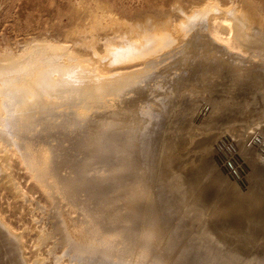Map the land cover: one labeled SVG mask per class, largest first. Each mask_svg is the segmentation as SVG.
<instances>
[{
	"label": "bare ground",
	"instance_id": "1",
	"mask_svg": "<svg viewBox=\"0 0 264 264\" xmlns=\"http://www.w3.org/2000/svg\"><path fill=\"white\" fill-rule=\"evenodd\" d=\"M97 5L100 14L92 16L89 27L69 32L67 37L74 41L71 44L51 39L33 40L20 53L9 56L4 55L5 51L3 55L0 53V178L9 177L4 185L16 200L29 203L33 212L38 209L46 214L43 205L35 207V201L31 203L13 175L18 164L44 195L52 197L50 191H56L67 200L64 206L69 211L54 216L51 230L44 220L40 225V220L32 217L31 230L42 237L32 243L34 256L39 258L37 264H156L150 258L160 253L151 244L162 239L153 229L133 236L136 232H126L122 225L110 228L108 223L119 214L117 211V215L103 217L104 207H88L86 202H77L71 193L67 196L65 190L75 179L92 178L95 150L87 154L79 146L78 152L90 158L65 163L64 152L70 153L76 148L70 144L71 140L68 144L60 135L73 137L78 124L90 117L95 123L84 134V143L93 142L98 146L105 140H99L98 133L115 126L119 118L133 120L132 109L142 97L126 98L127 91L138 88L148 73L159 68L162 63L155 65V60L171 53H175L174 61L181 59V67L189 66L197 55L201 62L190 66L204 71L199 74L201 99L194 100L188 93L179 94L184 111H173L171 115L184 118L185 122L179 123L177 119L158 159L161 204L166 214L176 221L173 229L180 238L171 247L181 244L182 253L191 259V264H264V208L255 209L264 206V0H229L221 4L207 0L201 9L190 13L177 6L183 16L178 25L153 17L146 21L120 22L108 5L100 1ZM79 7L88 10L84 3ZM213 12L220 16L210 19ZM103 34L106 39L101 37ZM195 39L203 49L197 54L193 51ZM184 40L187 42L181 46ZM99 46L104 48L103 52ZM160 70L172 77L173 89L183 84L179 83L178 66H162ZM193 87L190 91L197 97ZM196 101L198 104L194 106ZM67 105L75 108V116L60 119L65 112L58 110ZM113 109H118L121 116L116 115L118 112L114 114ZM144 112L150 113L149 108ZM148 119L146 122L150 123ZM62 126L63 133L55 132ZM144 130L143 125L142 133ZM213 131H217V137L232 143L227 150L232 149L233 153L218 161L204 159V155L213 153L212 146L203 151L197 149ZM132 138L134 141L135 137ZM68 168L88 172L86 176L80 174V178L62 176L60 172ZM251 195H257L254 201H248ZM74 214L78 217L74 218ZM1 215L0 264H28L23 238ZM127 224H131L129 220L124 223ZM45 235L54 239L52 244L47 243ZM141 237L139 242L134 240ZM111 256H118L119 261L112 262ZM129 256L132 259L127 261Z\"/></svg>",
	"mask_w": 264,
	"mask_h": 264
},
{
	"label": "rangeland",
	"instance_id": "2",
	"mask_svg": "<svg viewBox=\"0 0 264 264\" xmlns=\"http://www.w3.org/2000/svg\"><path fill=\"white\" fill-rule=\"evenodd\" d=\"M98 1L108 5L109 10L114 14L115 17L119 19L120 22L146 21L147 18L153 17L162 21H171L173 25H178L183 21V16L181 14V11L179 12L177 10V6H180L183 10L189 11L190 13L191 11L194 12L198 11L199 9L202 8V5H205V2H207V0H0L1 55H3L2 51L7 52L4 53V55L7 56L20 53L25 48V46H27L29 43H32L33 40L51 39L54 41H58L60 43L71 44L74 41L72 40V38L67 37L69 32L73 31L76 28L89 27L90 22L92 20V16L100 14V9L99 6L97 5ZM217 1L219 2V4H221L222 2L226 3L229 0H217ZM255 1H260V0H255ZM81 3H84L85 5L88 6L87 11L85 9H80L79 5ZM219 16L220 14L213 12L209 15V18L214 19ZM184 32L186 33V31ZM194 33H196V29H194ZM101 37L106 39L104 34L101 35ZM186 42L187 40H184L181 42L180 45L182 46ZM193 47H194L193 51L195 54L200 53L203 50L201 49V44L196 42V39L193 44ZM99 48L102 52L104 51L103 47L99 46ZM174 55L175 53L165 54L162 55L157 60H155L156 61V62L154 61L155 65L162 63L161 65H159L158 68L159 70L158 69L152 70L150 72L151 74L148 73L145 79L142 80L143 83H141L138 88L132 87V89L130 88L127 91L126 98H132L133 95L134 97L137 95L142 97L141 102H138L139 104H137L132 109L134 116L133 120L128 121V120H124L123 118H119V122L115 123V126L113 125L111 128L104 129L103 131L98 133L99 136H97V138L99 140L105 139L104 141L103 140L100 141L98 146H96V144L93 142L86 143V145L84 143L86 140L84 138L85 137L84 134L87 133L89 129L93 128L95 123L94 119H91L90 117H85L78 124V127L75 129L76 130L74 133L75 135L73 137H70L68 139V137H66V134L60 135V138L64 137L66 140H68L67 141L68 144L69 141L71 140L72 142L70 141V144L72 145L73 148L75 147L77 149V150L71 149L73 153L64 152L65 156L63 155L64 156L63 160L65 163H72V162L79 163L82 159L88 160L90 158V155H87L88 152L91 150H95V154L93 155V162L96 161L94 166L95 170H93V172L90 174L92 178L89 180H78V181L77 179H75L76 181H73L69 185L71 189L68 187L67 190H65L67 196H69V193H71V195L75 197L77 202L79 203L86 202L88 207L91 206L104 207L103 208L104 215H101L103 217L104 216L112 217L113 213L116 214L115 212L117 211L119 214L118 215L116 214L117 216H113L112 217L113 221L111 223H108L110 224V228H112L115 225L117 226L122 225L126 232L127 231L136 232V234L135 235L133 234V236L140 234V231H149L153 229L158 234V236L161 237L160 239H162L161 242L159 243L156 242L151 244L152 249L155 251L157 250L160 253L159 256L150 258L156 264H191L192 263L191 259L186 254L182 253L183 249L181 244H179L180 246L177 245V247L175 248L171 247V244H176L177 241L180 242V238L178 237L177 233L174 232L173 229L176 221H173L166 214L164 210V205L161 204L162 199L159 195L157 176L160 168L159 161L161 157L160 153L163 142H165L168 138H170L171 134H173L172 132L174 129L172 128H175V124L178 119L176 117H173L171 114L173 111L174 112L184 111L185 106L184 103L182 102V99L179 98V94L188 93L190 96L193 97L194 100L196 98L201 99L202 94H200L199 92L201 90L202 83L199 82V77L201 74L204 73V71H201V69H199L198 67L190 66V64L198 65L201 62L199 61L200 57H198L197 55L195 56V58L191 60L189 66L186 67H181L179 63L181 59L174 61L173 58ZM162 59H163L162 62L159 61ZM162 66L179 67V71L177 73L178 76L180 77L179 83L183 82V84L180 86H176V90L170 86V80L172 77L168 76V74L166 73L161 72L160 68ZM192 85L195 86V88L193 87L194 88L193 91L198 93L197 97L193 96L192 92L190 91L192 89ZM149 88L151 90H149ZM142 89L144 91H142ZM160 90L162 91V93ZM152 93H154L155 95L154 94L151 95ZM150 97H152V100ZM148 102H150L149 103L150 105L148 104V106H146L145 104ZM196 102H194L196 104L193 103L194 106L198 104V101ZM142 104H144V106ZM151 106L154 107L157 106V107L151 108ZM71 107L73 106L67 105L58 110L59 113L65 112L64 115L60 117V119L69 118L72 117V115L75 116V114L73 113L75 112V108L74 107L71 108ZM147 107L149 108L150 113L153 112L152 113L153 118H152V114L150 115V113L147 112L149 114V116H147L148 114L144 112V111H148ZM69 108L71 109L72 112L70 111ZM52 110H54V108ZM117 110L118 109H113V113L115 114V112H118L116 113V115L118 114L120 115L119 111ZM141 113H145L144 115L146 118L144 117L143 114L141 115ZM154 118L156 119L154 120ZM195 118H200V117H195ZM60 119L58 121H60ZM147 119L148 121H150V123L146 122ZM178 120L179 123L185 122L184 118ZM92 123H93V127H92ZM148 123L150 125L147 126ZM143 125L145 128L144 130L145 132L143 131L142 133ZM129 127H131L132 129ZM146 127L149 130V132L148 131L146 132ZM63 128L64 127L62 126L55 132L61 131L63 133L64 132ZM109 129H113V130L110 131ZM213 132L212 134L210 133V135H208V140H206L204 144H200V146L197 149L201 148L203 151L204 149L208 148V146H212L213 153L212 154L210 153V155L208 154V156H206L207 154L204 155L205 156L204 159H215L216 161H218L221 157L230 156L233 153L232 149L227 150V146L232 143L228 139H222L220 137H217L218 135L217 131H213ZM128 133L131 135H129ZM125 134L129 136L127 137V135ZM130 137L131 138L133 137L134 139L133 138L132 139L134 141H131ZM216 137L219 138V141H217L218 139ZM108 139H110L111 142ZM127 139L129 140V142ZM114 141L117 142V144ZM124 141L126 142V144ZM216 141L217 144L219 143V148L217 147L218 146L217 144H214L216 143ZM79 146H82L83 150L87 152V154L86 153L81 154L80 152H78ZM107 146H109L110 148ZM132 146H134L135 148ZM84 154H86V157ZM103 161L104 162L107 161L106 164L103 163ZM128 162L130 163L128 164ZM96 167L97 168L99 167L98 170ZM67 170L61 171L60 174L64 177L71 176L78 178L80 174L85 175L88 172V170L85 169L80 171L78 169L76 170L74 168H68ZM13 175L20 183L22 188L25 190V192L28 194V196L31 198L32 200L31 203L35 201L34 202L35 207L37 204H41L44 206V208L47 211L46 214H44L43 211L38 209L34 210L33 212L32 211L33 209L30 208L29 203H25L22 199L16 200L10 189H8L4 185L6 184L5 181H8L9 177H6V179L0 178V214H2L1 216L4 217V219L8 223H10L12 227L15 229V231L20 233V236L23 238L22 245L24 249L25 260L28 261V264H37L39 258L34 256L35 245L33 246L32 243H34V241H37V239L41 237V235L40 234L38 235L37 232L31 230L33 225L32 217L35 216L37 220L39 219L40 225L43 223L44 220V223L47 225L48 229L51 226L50 228L51 230L53 229L51 224L53 221H55L54 216L63 211L69 212L68 207L64 206V204H66L65 201L67 202V200L62 199V196L58 194L56 191H50L52 197H47L46 195H44L42 193V190L39 187H37L33 181L28 180L25 171H23V169L20 166H18V164H15L14 166ZM257 180L255 179V181ZM263 180H264V176H263ZM256 196L257 195H251L248 196L249 198L250 197L251 198L250 199L247 198V199L248 201H254L253 198H256ZM127 200H131L132 203L127 204ZM263 208L264 206L261 205L255 207L256 210H260ZM73 217L74 218L78 217V215L74 214ZM128 220L129 223L131 224L124 225V223ZM45 238L47 240V243L50 242V244H52V241L54 239L52 237L50 238V235H45ZM41 239L42 237L39 239V241ZM134 240L139 242L142 240V237ZM185 242L186 240L183 241V243ZM131 243L134 242L131 241ZM46 252H48V250H46ZM116 257L111 256L109 259L112 262H118L119 258L118 256ZM127 258H126L127 261H130L132 259V257L130 256ZM0 261H1V255H0Z\"/></svg>",
	"mask_w": 264,
	"mask_h": 264
},
{
	"label": "water",
	"instance_id": "3",
	"mask_svg": "<svg viewBox=\"0 0 264 264\" xmlns=\"http://www.w3.org/2000/svg\"><path fill=\"white\" fill-rule=\"evenodd\" d=\"M242 183V182H241ZM243 184V183H242Z\"/></svg>",
	"mask_w": 264,
	"mask_h": 264
}]
</instances>
